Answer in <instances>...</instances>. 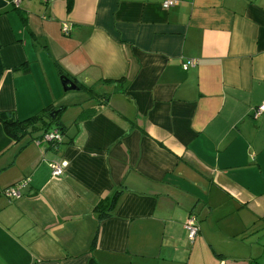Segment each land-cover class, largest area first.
Here are the masks:
<instances>
[{"label": "crops", "instance_id": "1", "mask_svg": "<svg viewBox=\"0 0 264 264\" xmlns=\"http://www.w3.org/2000/svg\"><path fill=\"white\" fill-rule=\"evenodd\" d=\"M164 1L0 0V264H264V0Z\"/></svg>", "mask_w": 264, "mask_h": 264}, {"label": "trees", "instance_id": "2", "mask_svg": "<svg viewBox=\"0 0 264 264\" xmlns=\"http://www.w3.org/2000/svg\"><path fill=\"white\" fill-rule=\"evenodd\" d=\"M72 0H68L67 3V10L71 9ZM59 76L67 77L64 72L58 68ZM79 89L82 91H88L87 88L78 85ZM52 110L46 109L44 112L35 115L34 117L25 120V121H18L15 117L13 112H0V125L3 128L5 134L13 141L17 142L21 140L25 135L32 134L33 132H38L43 130V135L51 130H58L62 136L64 128L59 125L58 118L54 120L51 119L50 113ZM42 122V126L37 127L36 123ZM42 135V137H43ZM62 142V140H61ZM60 142V143H61ZM58 143V144H60ZM52 144V143H51ZM53 145V144H52ZM117 193L110 196L106 200L100 202L95 208L94 212L97 216L98 221H102L112 215V211L117 204ZM88 264H94L92 260L88 262Z\"/></svg>", "mask_w": 264, "mask_h": 264}, {"label": "built area", "instance_id": "3", "mask_svg": "<svg viewBox=\"0 0 264 264\" xmlns=\"http://www.w3.org/2000/svg\"><path fill=\"white\" fill-rule=\"evenodd\" d=\"M21 0H10V3L14 6V7H18L20 4ZM176 5V1L174 0H165L161 6L163 9H169L172 8ZM61 32L63 34H67L68 32V28L64 25L61 28ZM196 64V62L194 60H189L186 63L182 64V68L184 70H186L187 68L190 67H194ZM262 113H264V103H262L260 106H258L255 111H254V116L257 117L259 115H261ZM43 140L47 141L49 143L52 144H58L61 142L62 140V136L60 134V132L56 129L48 131L47 133H45L43 135ZM66 167V163L65 162H60V163H51L49 165L50 171H51V175L53 177H58L60 175H62L64 169ZM28 180H23L15 185L9 186L7 188H5L3 190V194L6 196V198L12 200V199H18L21 195V190L27 185ZM184 230L186 231L187 234V239L190 242H193V240L195 239L196 235L198 234L199 231V227H198V222H197V218L194 214H189L184 222Z\"/></svg>", "mask_w": 264, "mask_h": 264}, {"label": "water", "instance_id": "4", "mask_svg": "<svg viewBox=\"0 0 264 264\" xmlns=\"http://www.w3.org/2000/svg\"><path fill=\"white\" fill-rule=\"evenodd\" d=\"M60 84L64 92L79 91V87L70 79L65 76L60 77ZM58 111H53L50 113L51 119H55Z\"/></svg>", "mask_w": 264, "mask_h": 264}, {"label": "rangeland", "instance_id": "5", "mask_svg": "<svg viewBox=\"0 0 264 264\" xmlns=\"http://www.w3.org/2000/svg\"><path fill=\"white\" fill-rule=\"evenodd\" d=\"M72 92H76V91H72ZM94 92H95V91L93 90L92 93H94ZM96 92H97V91H96ZM73 94H81V95H80L81 98L76 99L75 102H77V101H82V100H84V99H86V98L88 97V94H85V93H83V92H80V93H73ZM65 117H66L65 115L62 116V119H61L62 122L65 121Z\"/></svg>", "mask_w": 264, "mask_h": 264}]
</instances>
